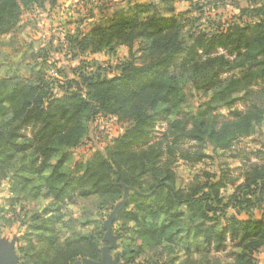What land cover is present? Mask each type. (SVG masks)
<instances>
[{
    "label": "trees",
    "instance_id": "trees-1",
    "mask_svg": "<svg viewBox=\"0 0 264 264\" xmlns=\"http://www.w3.org/2000/svg\"><path fill=\"white\" fill-rule=\"evenodd\" d=\"M54 2L0 0V38L23 12ZM247 2L241 13L252 22L194 31L186 40L181 31L190 23L173 6L163 14L151 2L127 3L107 22L67 38L80 55L128 48L130 59L116 75L62 71L60 86L0 78V183L11 182L21 199L49 200L19 238L18 264L99 261L101 230L79 234L61 208L93 198L94 206L109 211L125 193L114 222L119 264H145L139 260L150 254L160 255L159 264H255L264 249V151L254 152L257 162L240 183L228 171L203 172L193 182L175 172L178 161L193 166L237 158L234 144L264 122V5ZM138 41L141 55L133 58ZM186 84L207 99L203 108L186 105ZM215 108H225L231 119L218 126ZM100 116L125 121L123 133L93 146L89 159L74 158ZM256 207L263 208L259 219L237 217Z\"/></svg>",
    "mask_w": 264,
    "mask_h": 264
},
{
    "label": "rangeland",
    "instance_id": "rangeland-1",
    "mask_svg": "<svg viewBox=\"0 0 264 264\" xmlns=\"http://www.w3.org/2000/svg\"><path fill=\"white\" fill-rule=\"evenodd\" d=\"M171 1V0H170ZM249 1L254 6L264 5V0H172L171 3L160 4L159 0H55L53 4L46 3L42 9L23 12L15 25L0 38V78L17 76L19 79L35 84L58 85L64 83L63 73L73 74L83 72L85 74L99 71L103 75L114 76L118 73L117 68L130 59L129 50L126 47H117L112 55L105 51L80 55L78 51L67 42L68 37L88 32L92 23L107 22L112 14L119 8H125L127 3L151 2L157 5L159 12L165 14L167 6H173L174 14H185L190 27L181 31L180 38L183 40L194 31L205 29L221 30L230 24H248L253 21L249 15L242 14L249 6ZM187 24V23H186ZM143 43L138 41L131 47L133 58H139ZM136 64H140L137 61ZM72 71V72H71ZM57 91V89L55 90ZM183 94L186 97V105L195 108L206 105L207 99L201 92L194 90L190 84L183 86ZM213 107V106H212ZM211 107V108H212ZM239 109L242 105H237ZM207 114L206 116H208ZM211 116H216L218 126L225 120L231 119L225 108H215ZM127 123L115 116H100L92 125L90 138L85 140L72 154L80 160L89 159L94 153V147H102L110 140L123 133ZM165 124L156 128V136L161 137ZM92 138V139H91ZM93 140V144L90 142ZM264 122L256 126L254 132L247 138L235 143L231 152L237 158L218 157L208 159L201 164L188 166L178 161L175 164V172L179 180L193 182L202 178L203 172L219 173L228 171V177L240 183L242 173L247 167L257 162L254 155L256 151H264ZM208 154V151H206ZM12 183L4 180L0 183V245L12 247L15 251L18 264L17 244L19 238L29 229V220L34 212H40L49 200L21 199L22 193L13 194ZM231 183L226 191L231 193ZM28 191V190H27ZM117 202L111 210H102L94 206L93 198L86 201L74 199L73 203L65 204L61 208V214L66 221L74 225V230L81 235L95 233L101 230V248L107 244L104 241V223L123 200ZM18 198L14 201V198ZM264 202V198L262 199ZM126 201V199H125ZM15 204V205H13ZM264 204V203H263ZM262 209H251L246 215L242 213L238 218L247 217L259 219ZM228 214H234L232 210ZM116 220V219H115ZM114 220V222H115ZM112 224V235L116 238V248L111 251L112 258H118L121 254V244L117 240L116 230L118 223ZM220 256V255H219ZM225 254L221 255L224 257ZM101 258V254H100ZM87 258L75 260L71 264H82ZM147 260V261H146ZM163 259L160 255H147L139 261L145 264H159ZM146 261V262H145ZM125 264V263H122ZM255 264H264V249L255 254Z\"/></svg>",
    "mask_w": 264,
    "mask_h": 264
},
{
    "label": "water",
    "instance_id": "water-1",
    "mask_svg": "<svg viewBox=\"0 0 264 264\" xmlns=\"http://www.w3.org/2000/svg\"><path fill=\"white\" fill-rule=\"evenodd\" d=\"M126 195L122 202L111 211L107 220L104 223L105 230L104 241L107 244L101 249V258L99 261L85 260L82 264H118V258H112L111 251L116 248V238L112 235V224L117 215L121 212L125 204ZM0 264H17V257L12 247L0 245Z\"/></svg>",
    "mask_w": 264,
    "mask_h": 264
}]
</instances>
